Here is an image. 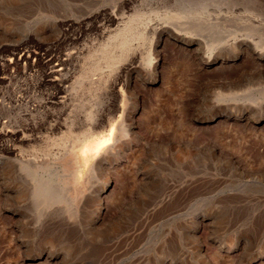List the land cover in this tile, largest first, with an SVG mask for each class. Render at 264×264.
<instances>
[{
	"label": "rangeland",
	"instance_id": "374dc122",
	"mask_svg": "<svg viewBox=\"0 0 264 264\" xmlns=\"http://www.w3.org/2000/svg\"><path fill=\"white\" fill-rule=\"evenodd\" d=\"M203 1L212 3L206 4L208 13H214L211 9L218 4H222L223 12L235 3L244 10L248 8L250 13H259L244 6L242 0ZM175 2L179 4L165 6L167 10L185 14V0ZM116 3L117 0H0V102H4L0 105V264H51L42 259L20 261L26 245L46 244L57 254L55 264H203V258L214 260L215 264H240L247 257L253 259L264 250V120L248 122L244 127L239 125L243 118L232 120L231 116L238 111L236 107L213 103L216 91L229 86L232 79L221 80L215 71L201 77L182 52L171 49L169 41L156 80H150L149 74L145 78L137 74L131 79L134 84L117 86L118 111L109 109L97 116L99 103H104L108 96L102 93L97 98L100 100L90 111L91 117H97L90 119L97 133L91 139L109 138L110 142L86 159L81 180L77 181L78 195L73 205L65 208L69 210L68 216L36 211L35 199L30 194L33 191L19 175L20 171L21 175L26 174L20 163L21 150L16 148L17 154L8 150L13 143L8 136L12 113H24L22 117L17 115L19 120L14 118L20 125L16 128L15 143L30 132L25 126V107L19 105L17 112L9 109L15 104L12 96H24L27 86L39 85L27 93L33 95L35 102L43 98L48 103L47 108L33 113L34 119L49 112V119L56 116L60 106H53L47 96L54 94L51 82L57 76L49 72L47 57L56 51L57 37L82 32L78 20L83 17L90 23L87 16ZM93 22L97 24L98 19ZM236 26L231 28L241 33ZM258 35L261 43L264 32ZM211 36L206 41L217 43V36ZM149 38L147 35L140 44L141 56L149 53ZM215 45L212 49L221 56L230 55L225 45ZM249 81L261 87L257 92H261L259 98H264V72L253 75ZM221 86L224 87L220 90ZM135 91L141 105L133 115L138 134L124 136L120 134L122 130L118 132L119 124L128 123L125 115L134 112ZM217 108L230 118L226 116L222 123L204 127V119ZM82 130L83 126H79L77 135ZM21 144L17 147L24 146ZM44 147L42 150L47 151ZM8 157L14 158L20 171L10 166ZM73 164L65 161L64 171H71ZM40 170V175L48 176L45 168ZM108 177V197L103 202L109 217L100 225L93 221L94 197L106 186ZM197 224L200 226L195 235L201 238L200 252L192 237ZM211 250L216 253L212 255ZM254 263L264 264L258 259Z\"/></svg>",
	"mask_w": 264,
	"mask_h": 264
},
{
	"label": "bare ground",
	"instance_id": "6f19581e",
	"mask_svg": "<svg viewBox=\"0 0 264 264\" xmlns=\"http://www.w3.org/2000/svg\"><path fill=\"white\" fill-rule=\"evenodd\" d=\"M175 1L176 0H117L115 6L109 9L102 8L98 13L95 12L93 15L88 14L89 16L87 17H89L92 22L87 23L89 22L88 19L83 17L78 20L76 23L83 26L82 32L74 33L70 36H64L63 34L60 38L57 37L58 44L56 51L54 53L51 52L52 50L50 51L51 53L47 52L49 53V57H47L48 64H50L49 72L57 76L54 82H51L49 80L50 77L48 78L46 76L48 81L53 83L54 87L52 88L55 89L54 94L52 93V95L47 97L51 98L50 101L54 104L53 106H60L59 112L57 111V115L53 118L51 117L49 119L48 114L50 112L44 117L42 116L37 119L33 117L34 112L40 111L41 108H47L45 106L48 103H46L43 98L35 102L34 97H32L33 95L27 93L28 89L36 88L39 85H32V87L27 86L25 88L26 91H24L26 93L24 96L16 97L11 95L15 104L11 107L8 104L10 107L9 109L14 112L19 105L25 107L23 109L26 111L25 114L28 115L25 119V126H27L30 132L23 134V137L21 136V138H19V141L21 140L20 143H22L21 145L24 146L18 148L17 145L20 143L18 139H16L18 144L15 143V138L16 132L18 131L16 128L20 125H18L16 119H18L17 115L22 117L24 113L19 115L22 113V109V111L20 110L21 113L18 112L19 114L11 112L13 114V122L11 121L13 124H11L8 136L13 140V143L10 142L11 144L8 150H11L12 153L16 152V148L21 150V154L19 152L18 154H20V163L23 169L20 168L22 171L25 169L24 172H26V174H23L24 176L21 175L17 162L13 160L14 158L10 159V157H8V159H10V166L20 171V173L18 172L20 178L26 181L29 190L33 191L30 194H33L32 197L35 199L34 203L37 212L45 210L68 216L69 210L65 208L71 207L74 198L78 195L77 181L81 180L86 159L90 153L99 151L108 146L110 142L109 138H101L97 141L91 139L92 134L97 133V128L94 129L95 127L92 126L93 123H91V121H93L92 119L96 116H90V111L96 106V102L100 100L97 98L102 93L108 96L107 98L104 97L106 100L104 103H102L103 101L99 103V105H101L97 107L99 109H97V116L101 117V115L109 109H112L114 112L118 111L120 104L117 103V100L120 92L117 90V86L119 87L121 84L128 86L130 83L134 82H132V80L137 74L139 77L142 76L144 78L149 74L150 80L157 78L159 67L164 57V51L167 48V41L173 45V48H171L172 50L183 53L185 59L201 77H203V74L215 71L218 72L217 75L220 76L219 79L221 80H226V78L232 79L229 86H221L220 90L222 87L224 88L221 91H216V94L214 93L215 97L213 102L215 104L224 103L226 106H224L225 108L236 107L238 111H236L235 115L231 116L232 120L238 121V119L243 118V121L239 124L243 127L248 122L254 123V121H256L257 123L260 120H264V98H259L261 92H257L261 87H255V85H252L250 83L251 81H249V78L253 75H259L261 72H264V44L261 45L264 41L261 43L258 42V38L261 37L258 33L260 31H262V33L264 32V0H242L241 2H244V6L249 5L253 10L259 11L258 14L256 12H248L250 11L248 8L245 10L242 7L239 8L237 7L239 6L237 5L238 3L234 5L232 1L229 2L232 6L225 7L223 12L220 6L222 4H218L215 6L216 8H210L214 13H208L206 4L210 5L212 3H207L203 0H185V14H179L180 12L177 14L170 13V7L168 8L169 10H167L165 6H171V4L175 6L179 4ZM160 7H163V9L159 10ZM156 9H158L159 12H156ZM61 10V13H63V9ZM144 13H147V15H144ZM95 19H98L97 24L93 22ZM233 25H237L236 27H239L242 32L237 33L235 29L231 28ZM88 33L92 35L88 36ZM147 35L150 37L147 43L149 46V48H147L149 53L145 56H141L140 44ZM210 35L213 37H215V35L217 36V43L215 41L214 43L206 41V38ZM212 44L217 47L219 44L222 46L225 45L229 49L230 55L221 56L216 49H212ZM209 48L211 50H209ZM45 50L47 49L45 48ZM152 52H154V54ZM30 55H32V53ZM247 61L250 63H247ZM233 66L234 68H232ZM133 94L135 97L132 107L134 112L125 115L128 123L123 124V122L120 121L119 124L120 129L118 132L122 130L123 133L120 132V134H125L124 136H126L127 133L132 135L135 134V136L138 134L134 129L135 124L133 115L136 111L140 110L141 105L138 92L135 91ZM3 103L1 99L0 105L2 106ZM222 111L221 109L218 110V108L212 111L209 116L204 119V127L209 128V124H217L222 120L225 121L226 116L230 118L228 114H224ZM15 112H17V110H15ZM41 114H43V112ZM35 115H37V113ZM9 118H7V120ZM14 118L16 119L14 120ZM22 121L24 122V119ZM79 126H83L84 130L77 135L76 129L79 128ZM116 141L117 138L115 143ZM144 143H146V141ZM111 145H109L110 148ZM25 146L27 149H24ZM42 146H45L44 149L46 148L47 151L42 150ZM110 152L111 150L106 153L108 154ZM100 154L98 155L99 157ZM104 155L101 156L103 157ZM65 161L74 163V167L71 171H64L63 164ZM235 165L240 167L237 164ZM41 168L46 169L48 176L45 177L40 175L39 172ZM109 179V177L106 179V186H101L102 189L97 193L96 197H94L93 221L100 225L106 220V216L109 217L107 206L103 202V199H105L104 197L108 195L107 191L110 186L108 185ZM11 183L12 181L10 185ZM59 204L61 206H59ZM88 210L86 211L88 212ZM199 226L200 224L193 226L192 237L198 246L197 251L200 252L201 238L195 235V231ZM217 248L220 249L219 247ZM233 250L234 249L231 251ZM215 253L216 252L212 251V255ZM20 254L21 263H25L28 260L37 261L39 259L51 264L58 262L57 254H55L53 247L49 244L38 246L26 245ZM247 259L248 260L242 259L243 262L245 260V263L240 262V264H255L254 261H256V259L263 260L264 262V250L257 253L253 259H249V257H247ZM212 261L209 258H203V264L216 263V261Z\"/></svg>",
	"mask_w": 264,
	"mask_h": 264
}]
</instances>
